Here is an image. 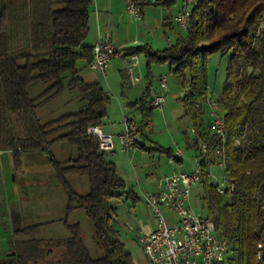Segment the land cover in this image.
Returning a JSON list of instances; mask_svg holds the SVG:
<instances>
[{"label":"trees","instance_id":"16d2710c","mask_svg":"<svg viewBox=\"0 0 264 264\" xmlns=\"http://www.w3.org/2000/svg\"><path fill=\"white\" fill-rule=\"evenodd\" d=\"M92 2L0 0V150L11 153L17 169L24 153L45 157L66 196L59 221L68 232L44 239L36 235L41 223L25 224L13 232L14 255L1 257L0 264H135L113 219L114 200L123 195L134 200V192L126 190L98 138L87 133L89 126H101L110 101L99 82H86L79 73V62L92 60V46L84 43ZM174 33L164 49L138 45L124 48L125 56L144 54L148 70L166 64L181 80L180 100L193 129L188 148L201 159L200 181L215 205L211 218L227 241L221 264H264V0H194L187 29ZM216 53L227 56L216 98L223 135L203 119L210 91L207 62ZM65 91L81 102L80 109L41 121L40 108ZM129 105L149 124L154 107L147 95ZM63 142L75 150L59 160L53 147ZM146 149L181 160L158 144ZM220 163L228 185L222 194L210 180L212 167ZM68 175L86 176L88 191L72 188ZM80 209L93 228L90 246L74 217Z\"/></svg>","mask_w":264,"mask_h":264},{"label":"crops","instance_id":"0c3cea01","mask_svg":"<svg viewBox=\"0 0 264 264\" xmlns=\"http://www.w3.org/2000/svg\"><path fill=\"white\" fill-rule=\"evenodd\" d=\"M156 0H144L140 4V17L134 18L125 11V0H93L90 8L89 16V33L84 41L85 44L93 46L98 36L109 37L111 42L119 48H127L138 45H149L153 49H164L169 46L174 40V31H184L180 29L176 23V15L180 10L181 0H176L174 4L169 6L155 4ZM174 26V31L169 29V26ZM147 57L144 54H138L137 61H132L128 56L117 57L110 59L105 76L88 67L85 62H82L80 75L86 82H99L100 77H104L107 86L114 95L115 101L112 98L107 105V115L101 124L102 131L106 134L114 136V147L111 150H106L111 154L112 161L117 169L119 176L125 181L126 190L134 192L135 199L131 197L125 198V195L116 198L115 211L113 215L114 223L120 231L121 239L125 245V249L129 252L135 264H151L148 257L142 250L140 238L154 230L156 220L151 208L144 200V193H157L159 187L157 185L159 178L170 174L175 169H183L186 171L192 170V167H187L184 159L185 151H190L192 156L196 158V152L186 140V137L191 139L193 133L190 134L187 130L188 120L185 121L184 108L180 100L183 95L181 80L178 76L169 71L168 65H153L150 69L146 66ZM167 66V74L171 75L170 88L165 94L169 100H174L177 108L176 116L179 117L180 126L173 129L169 137H155L153 133V115L149 124H145L140 109L134 105L130 106L131 102L139 100L144 95L148 96L153 93H159L158 79L161 74H165L162 70ZM131 69V71L129 70ZM126 72V77L129 81L128 88L115 81L117 72ZM156 72V84H152V73ZM131 72V73H130ZM139 75L141 79L138 81H130L131 75ZM125 75V74H124ZM103 87V86H102ZM108 93V92H107ZM109 96V94H108ZM155 111H162L154 109ZM125 116L133 121L139 130V143L136 148L125 150L120 142L116 139V134L122 129L123 124L121 118ZM117 122V123H116ZM119 124V125H118ZM183 124V125H182ZM106 128V130H104ZM192 128L190 126V132ZM162 133V132H161ZM151 144H158L162 147L169 148L172 153L176 149L183 151L182 159L171 161V157L163 153L148 151L146 148ZM36 152L24 153L22 157ZM12 156L8 151L0 150V233L13 232L28 224L30 220L27 217V211L21 202L20 189L23 185L17 186L8 181V173L12 169ZM25 166V161L21 162ZM34 166V164H33ZM25 173L21 172L23 178ZM15 180V179H14ZM25 188V186H23ZM31 209V206L28 207ZM35 209V208H34ZM32 210V213L34 211ZM44 211L48 207L42 208ZM168 222L176 223L178 218L174 211L164 209ZM28 222V223H27ZM33 222V221H32ZM42 225L39 228L41 230ZM14 237V235H12ZM15 238V237H14ZM12 243L11 246H14ZM8 246L5 250H8ZM0 253V258L2 257Z\"/></svg>","mask_w":264,"mask_h":264},{"label":"rangeland","instance_id":"374dc122","mask_svg":"<svg viewBox=\"0 0 264 264\" xmlns=\"http://www.w3.org/2000/svg\"><path fill=\"white\" fill-rule=\"evenodd\" d=\"M139 6V4H138ZM227 65V56L220 55L218 53L212 54L208 58L207 62V75H208V85H209V95L207 96L208 102L204 106L205 114L204 121L210 122L212 120V111L214 110V114L221 115L222 109L221 106L216 102V98L220 92L224 77H225V68ZM79 66H82V62H79ZM167 74V66H164L162 69ZM107 73V70H106ZM125 74V75H124ZM134 76V75H133ZM157 74L154 71L152 73V84L155 86L156 84ZM171 75L168 77V84L170 87ZM100 81L102 83L103 88L108 92L109 97L112 98V102L115 101L114 95L110 88L107 86L105 78L100 77ZM115 81L122 84L125 88H128L129 81L126 77V72L121 71L117 72V76L115 77ZM131 81V78H130ZM132 82V81H131ZM38 84V83H37ZM40 84V83H39ZM39 87V85H38ZM35 89V88H34ZM34 89L31 88L30 93L34 94ZM171 89V88H170ZM151 98V97H150ZM149 98V100H150ZM81 102L78 99H71L69 96V92L65 91L58 97H55L49 102H46L39 110V119L41 121H45L48 119L55 118L61 114L74 112L81 107ZM215 105V106H214ZM216 110V111H215ZM177 108L175 107L174 100L165 99V103L163 105L162 111L153 112V133L156 134L155 137H169L172 130L178 128L179 125V117L176 116ZM218 112V113H217ZM221 112V113H220ZM185 121L188 120L186 117ZM105 122V121H104ZM189 122V121H188ZM187 122V123H188ZM117 123V122H116ZM119 125V124H118ZM183 125V124H182ZM185 129V127L181 128ZM173 128V129H172ZM106 130V128H104ZM187 130L190 134V124L187 126ZM162 132V133H161ZM246 132V131H245ZM248 136V134H244ZM115 140V139H114ZM75 148L72 145H68L66 142L60 143V145H56L53 147V153L55 157L59 160H65L69 156L72 155ZM106 158L110 159L111 154L106 151ZM25 161V166H22L21 162ZM184 159L186 161L187 167L195 168L196 160L194 163V158L192 153L189 151H185ZM196 159V158H195ZM20 166L18 169L15 167L12 162V169L8 173V181L25 186V188L19 187L20 189V198L23 205V209L25 207L27 211V217L30 220L28 224L31 223H41V230L37 235V237L48 239V238H62L68 235L67 229L64 227L62 221H59L61 217H64V210L62 209L66 200L65 193L60 183L54 178V173L50 168V165L47 164L46 159L40 153L36 152L27 156L20 158ZM13 161V160H12ZM34 164V166H33ZM222 164L214 165L211 169V177L210 180L212 183L216 184L220 181L226 180L224 179V175L222 172ZM25 173V176L21 177V172ZM191 171V170H190ZM15 179V180H14ZM67 180L72 188L76 189L79 193H86L89 189V184L86 176L79 175H68ZM205 191L202 186L201 181H197L195 185L192 186L191 189V198L190 205L196 213L212 216L215 205L212 202V199L208 196L205 197ZM115 204V201H114ZM31 206L32 210L28 209ZM48 207L49 209L43 210L42 208ZM74 217L78 219L82 225L84 240L87 246H90L92 243L91 237L93 234V228L90 222L85 217L83 211L77 210L74 213ZM33 221V222H32ZM169 225L172 222H168ZM13 234L8 232L0 233V253H2V257L8 256L11 252L14 251L15 245L11 246L12 243H15ZM9 247L8 250H5ZM262 257V254H260Z\"/></svg>","mask_w":264,"mask_h":264},{"label":"built area","instance_id":"2783aa9c","mask_svg":"<svg viewBox=\"0 0 264 264\" xmlns=\"http://www.w3.org/2000/svg\"><path fill=\"white\" fill-rule=\"evenodd\" d=\"M190 1L192 0H181L180 10L175 17L178 27L182 30H186L188 26ZM125 11L135 18L129 0H125ZM114 56L124 57V48L115 46L111 40L106 39V35L98 36L92 46V60L88 63V67L105 76L110 59ZM128 57L132 61H137L138 54ZM134 77L135 82L141 79V76L136 74ZM168 77L169 74H161L158 79L161 92L150 95V105L154 109L163 108L165 94L170 89ZM211 115V129H213V124H218V118L214 110ZM121 122L123 127L116 134V139L125 150L136 148L139 143V130L136 124L125 116L121 118ZM87 133L98 138L101 150H111L114 147V136L104 133L100 125L89 126ZM174 155L182 159L183 151L176 149ZM171 161L174 162V159ZM196 183L194 168L191 171L175 169L159 178L157 183L159 199H151L150 192L144 193V200L156 220L154 230L140 238L142 250L151 264H221L225 259L223 249H227V241L225 240L224 247H216L215 234L210 229L208 217L196 213L190 205L191 189ZM227 187V183L223 180L216 183L220 194L224 193ZM164 209L174 211L178 218L176 223L168 224Z\"/></svg>","mask_w":264,"mask_h":264},{"label":"bare ground","instance_id":"6f19581e","mask_svg":"<svg viewBox=\"0 0 264 264\" xmlns=\"http://www.w3.org/2000/svg\"><path fill=\"white\" fill-rule=\"evenodd\" d=\"M129 1H131V10H133L135 12V18H139L140 17V10H139V6H138V2L136 0H129ZM193 3H194V0L190 1L189 9H188V18H189V15H190V12H191V8L193 6ZM106 39L107 40H110L109 37H106ZM130 78H131L132 81H135V77L133 75H131ZM149 103L151 104V98L149 100ZM217 118H218V124H213V130L216 133H218L220 135H223L224 134V121H223V118H222V116L220 114L217 115ZM238 144H239V141L236 140L235 141V146H237ZM200 147H201V151L202 152H206V146L204 144L200 143ZM195 160H196V165H195V168L194 169H195L196 181H200V179H201L200 160L201 159H200V157H196ZM150 198L151 199H159V191L157 193L150 192ZM206 217H208V219H209L210 229H211L212 233L215 234V236H214V245H216V247H224L225 246V239L223 237H221L217 233L212 218L210 216H207V215H206ZM225 251H226V249H223V257L225 255Z\"/></svg>","mask_w":264,"mask_h":264},{"label":"water","instance_id":"95a60500","mask_svg":"<svg viewBox=\"0 0 264 264\" xmlns=\"http://www.w3.org/2000/svg\"><path fill=\"white\" fill-rule=\"evenodd\" d=\"M14 253H15V252L13 251V252H11L10 254H8V256H10V255H14Z\"/></svg>","mask_w":264,"mask_h":264}]
</instances>
